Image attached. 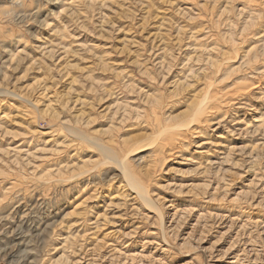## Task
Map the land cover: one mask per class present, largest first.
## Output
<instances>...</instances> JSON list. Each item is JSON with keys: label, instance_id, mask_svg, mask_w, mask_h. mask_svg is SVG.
<instances>
[{"label": "rangeland", "instance_id": "rangeland-1", "mask_svg": "<svg viewBox=\"0 0 264 264\" xmlns=\"http://www.w3.org/2000/svg\"><path fill=\"white\" fill-rule=\"evenodd\" d=\"M31 262L264 264V0H0V264Z\"/></svg>", "mask_w": 264, "mask_h": 264}, {"label": "bare ground", "instance_id": "bare-ground-1", "mask_svg": "<svg viewBox=\"0 0 264 264\" xmlns=\"http://www.w3.org/2000/svg\"><path fill=\"white\" fill-rule=\"evenodd\" d=\"M20 1V0H19ZM19 1L18 0H10V2L12 3H16V4H19ZM16 12V11H15ZM14 18V17H13ZM18 18V17H17ZM16 20V19H14ZM204 105V104H203ZM89 142H92L96 147H97V150L102 153L106 158H109L118 168H119V172L120 174L126 179L127 183L131 186V188L135 191L136 194H138L141 198L142 201H144L145 203H148V201L145 199L144 197V194L141 193L142 191V187L139 186H135L134 183H135V179L134 177L132 176V174L129 172V164L128 162L125 161L124 157H119L111 148L109 147H106L105 145H101L99 143H97V141H92V140H89ZM110 161V162H111ZM46 225V224H45ZM20 227V226H19ZM37 227V226H36ZM47 228V227H46ZM34 229V228H33ZM38 229V228H37ZM42 230L44 231V229L42 228ZM22 231V230H21ZM38 231V230H37ZM23 232V231H22ZM2 233V232H1ZM40 233V232H39ZM42 233V232H41ZM44 233H46V231H44ZM21 234V232H20ZM45 235V234H43ZM21 236V235H20ZM38 236V235H37ZM23 237V236H22ZM40 234H39V236ZM16 238V237H14ZM12 239V238H11ZM19 239V238H18ZM29 239V238H28ZM23 241V238L21 239ZM8 242V240H6ZM33 241V240H32ZM11 242V241H10ZM27 243H29V241H27ZM5 244V243H4ZM16 243H14L15 245ZM17 244H20V243H17ZM33 245V244H32ZM17 247V245H16ZM28 247H31V245H29ZM19 248V246H18ZM26 243H25V246H23V248L21 250H23L24 252H27L29 250L26 249ZM31 250V248H29ZM33 251V250H32ZM20 253V252H19ZM23 254V253H22ZM16 255V253H15ZM21 255V254H20ZM25 255V253H24ZM14 256V255H13ZM27 256V255H26ZM18 257V256H17ZM23 257V256H22ZM26 258V257H25ZM36 259V258H35ZM20 260V259H19ZM30 261V260H29ZM28 261V263H29ZM32 261V260H31ZM37 261V260H36ZM35 261V263H36ZM22 262V261H21ZM19 263V262H18ZM30 264H33L32 262Z\"/></svg>", "mask_w": 264, "mask_h": 264}]
</instances>
